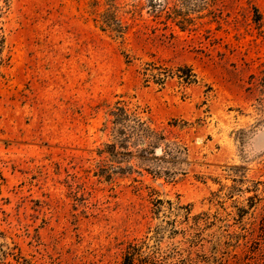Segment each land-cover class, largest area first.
Wrapping results in <instances>:
<instances>
[{
    "label": "rangeland",
    "instance_id": "374dc122",
    "mask_svg": "<svg viewBox=\"0 0 264 264\" xmlns=\"http://www.w3.org/2000/svg\"><path fill=\"white\" fill-rule=\"evenodd\" d=\"M0 9V264H264V0Z\"/></svg>",
    "mask_w": 264,
    "mask_h": 264
},
{
    "label": "trees",
    "instance_id": "16d2710c",
    "mask_svg": "<svg viewBox=\"0 0 264 264\" xmlns=\"http://www.w3.org/2000/svg\"><path fill=\"white\" fill-rule=\"evenodd\" d=\"M2 9H0V19L2 18ZM105 18L103 19V24L109 28H111V30L113 32H115L116 34H123V27L118 23H115V20L113 19V14L112 13H107L105 16ZM4 41L5 38L3 36V31L2 28H0V67L2 66L3 63V59L1 57L2 55V47L4 45ZM141 124V123H140ZM139 253H138V248L137 246H132L130 245L129 249H127L126 253H124L123 255V260L121 262V264H135V260L136 258H139ZM169 258V257H168ZM155 259V258H154ZM161 261H166L168 260L167 258H161ZM139 263L138 264H157L155 262V260H152L150 257L147 258H143V259H138ZM163 262H161L162 264ZM179 264H191L193 263L192 259H182L178 261Z\"/></svg>",
    "mask_w": 264,
    "mask_h": 264
}]
</instances>
